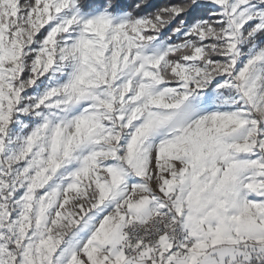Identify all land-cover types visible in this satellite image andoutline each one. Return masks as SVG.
Segmentation results:
<instances>
[{"label": "snow or ice", "instance_id": "1", "mask_svg": "<svg viewBox=\"0 0 264 264\" xmlns=\"http://www.w3.org/2000/svg\"><path fill=\"white\" fill-rule=\"evenodd\" d=\"M0 264H264V0H0Z\"/></svg>", "mask_w": 264, "mask_h": 264}, {"label": "trees", "instance_id": "2", "mask_svg": "<svg viewBox=\"0 0 264 264\" xmlns=\"http://www.w3.org/2000/svg\"><path fill=\"white\" fill-rule=\"evenodd\" d=\"M122 2L129 8L136 2V0H122ZM161 0H151L152 6L159 4Z\"/></svg>", "mask_w": 264, "mask_h": 264}]
</instances>
